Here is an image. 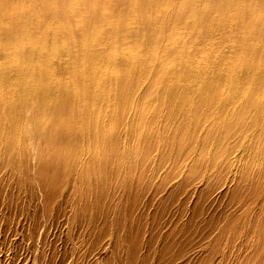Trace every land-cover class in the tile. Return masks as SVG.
Wrapping results in <instances>:
<instances>
[{"label": "bare ground", "instance_id": "6f19581e", "mask_svg": "<svg viewBox=\"0 0 264 264\" xmlns=\"http://www.w3.org/2000/svg\"><path fill=\"white\" fill-rule=\"evenodd\" d=\"M7 3L23 23L14 59L0 49L5 262L183 264L189 248L192 264H264V0H193L179 17L161 0ZM165 17L239 45L176 56L155 36Z\"/></svg>", "mask_w": 264, "mask_h": 264}, {"label": "rangeland", "instance_id": "374dc122", "mask_svg": "<svg viewBox=\"0 0 264 264\" xmlns=\"http://www.w3.org/2000/svg\"><path fill=\"white\" fill-rule=\"evenodd\" d=\"M161 2H163L162 3L163 8H164V5H166L168 9L170 7H172L173 11L175 12V17H179L178 13L176 12L178 10V7L181 8V6H183V8L184 7L190 8L191 7L190 5L192 4L193 0H177V1L174 0L171 3V5L168 4L167 0H161ZM13 7H14V5L9 4V3H7V5H3L0 7V33L5 34V36L0 35V49H3V47L8 48V46H12L14 48V50L8 48L6 53L3 55L4 57L11 58V60L14 59L15 53L19 49V48L16 49L18 46L16 43L15 30L18 31L20 29L19 22L23 23V20L21 17H11L10 16V14L13 13V11H14ZM183 15L185 17L187 15V13L184 12ZM213 16L217 17L216 14H213ZM53 19H54V17H53ZM55 20H57L56 17H55ZM165 20L166 21H165L164 25L162 27L157 28V30L155 32V36L161 37L162 33H164L166 39L164 38V41L162 43L163 45L171 46L172 48L183 47V50H185L186 53L184 51V55H183L179 51L181 48H179L175 52L176 56H183V57L191 56L195 50H196V54H197L199 49H200V47H198L199 46L198 42H201V41L206 42V47L210 46V51H209V53L211 54L210 56H215L217 58H219L218 51L223 50L224 55H228L227 47L229 45H232V46L234 45L236 48L239 45V42H235V40H239V38H236L235 35L228 36L227 35L228 30L226 27L223 28L224 34L222 35L224 37V40H223L224 44L218 46L217 44H218V42H220L219 39H221V37H219L220 36L219 32H221V30L219 32H217L216 28L212 27L210 34L207 37H202L197 29L192 30V27L185 25L183 23V21L181 23H177V25H175V23L171 20V18L165 17ZM218 20H219V18L216 19L217 22H218ZM230 23H233V21H229V24ZM115 25H116V22L113 23V26H115ZM224 25L227 26V24H224ZM222 26H221V28H222ZM129 27H130V25H129ZM231 27H234V26H231ZM131 31H132V29H131ZM168 43H170V44H168ZM121 48H122V51H125V52H129L131 50L130 45L122 46L119 49H121ZM195 56H198V55H195ZM10 193L12 196L11 204H13V205H17L18 202L23 201V200L28 201V199L26 198L27 193H25L24 191H17L15 189H13ZM2 201L6 202L5 196L0 197V202H2ZM222 203H223V201L219 202V204H217L213 207V211L215 214H218L219 212H221V204ZM5 215H6V213L3 209V207L0 208V225L3 223L2 220L4 219ZM6 218L9 219V224H10L9 228H11L13 230L12 231V237L8 238V240L6 241V244L11 245V248L12 247L14 248L13 244L17 242V246H16L17 248L15 247V249H14L16 251L17 255L22 256V255L27 254L26 252L29 251L28 250V241L20 239V237L23 235V233L19 230L21 227L18 223V221H22L23 218L20 217L16 213L8 215V216H6ZM12 226H14V227H12ZM203 227H204V222L201 224L200 229L202 230ZM3 251L4 250L2 249V246H0V256L4 258V264H11V263L5 262L6 259L10 258V251H4V252ZM187 251H188V253L185 256V258L183 259V264H186V263L192 264L190 261L198 263L199 260H202V256L200 255V253L195 252V251H189V248L187 249ZM102 257H103V254H100V255L96 256V259L100 260V259H102Z\"/></svg>", "mask_w": 264, "mask_h": 264}]
</instances>
